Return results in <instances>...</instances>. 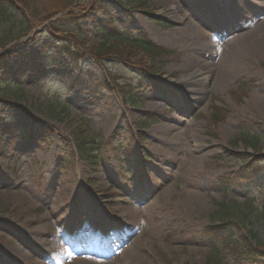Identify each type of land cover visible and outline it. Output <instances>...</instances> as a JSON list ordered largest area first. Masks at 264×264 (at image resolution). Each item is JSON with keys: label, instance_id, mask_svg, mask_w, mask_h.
Masks as SVG:
<instances>
[{"label": "rangeland", "instance_id": "1", "mask_svg": "<svg viewBox=\"0 0 264 264\" xmlns=\"http://www.w3.org/2000/svg\"><path fill=\"white\" fill-rule=\"evenodd\" d=\"M182 1L138 10L130 0H103L91 11L92 0H71L77 17L59 14L61 33L17 7L10 22L26 17L33 29L0 55L40 51L47 60L26 65L13 88L18 110L0 104V264H74L78 256L206 264L213 248L223 264H249L225 245L247 234L264 242V169L240 184V161L221 155L242 153L230 145L242 134L264 154V0ZM107 20L171 54L133 70L77 52L75 32L98 44ZM149 66L161 83L143 90L139 68ZM119 88L138 106L124 103ZM4 91L0 83V99ZM79 134L97 142L94 162L75 150ZM230 201L240 206L237 220L210 223L215 206ZM71 237L83 248L63 240ZM100 243L109 248L90 246Z\"/></svg>", "mask_w": 264, "mask_h": 264}, {"label": "trees", "instance_id": "2", "mask_svg": "<svg viewBox=\"0 0 264 264\" xmlns=\"http://www.w3.org/2000/svg\"><path fill=\"white\" fill-rule=\"evenodd\" d=\"M101 1L103 0H92L91 11H93L94 7L100 6ZM130 1L136 4L139 9H143L148 0ZM17 7L21 8L25 13L28 12L36 24L47 23L49 30L61 33L65 29L61 25L64 21L59 19L52 22L50 20L70 10L73 7V2L71 0H55V2H47L46 5L42 6L30 0H0V49H4L8 44L26 37L31 30L29 29L31 24L30 20H26V17H23L19 23L10 22L14 18ZM25 13L23 15L27 16ZM88 15L93 20V14L89 13ZM76 17L73 13H67L65 15V21ZM97 35L99 36L100 42L95 44L84 37L82 33L75 32L76 48L80 47L86 55L97 61H115L120 65L136 70L135 65L137 62L138 64L145 65L144 67L146 68V62L154 61L171 54L169 51H164L154 46L142 36H131L129 33L123 34L122 32H117L110 20H107L102 27L97 29ZM23 55L19 52H13L1 57L0 71H2V74L0 75V83L5 85V91L3 92L5 96L2 98V102L5 100L8 102H17L20 99L18 92H14L13 88H17L20 85L28 62L33 63L36 59L41 64H45L47 60V56L42 55L41 52H37L34 55L23 53ZM5 58L10 59L9 63L11 65L3 62ZM147 71L149 75L152 74L151 68L147 67ZM148 79L150 78L148 77ZM148 79L146 80L148 81ZM124 95L126 94H122L121 96L124 102H130L132 105H136L132 94ZM73 139L75 149L82 154V158L94 162L96 159L95 152L99 148L97 142L92 138L85 139L80 134L73 136ZM238 143L242 145L244 151L238 153L232 149L227 153V158L229 162L240 161L233 175L237 182L248 185L256 181L258 176L263 172L264 154L259 152L258 140L255 136L242 134L231 145L235 148ZM247 150H250V152ZM252 206L253 204L249 203L246 205V208L251 209ZM260 212H264V210H260ZM238 214H240V206L236 202L230 201L217 204L210 214V223L215 221L225 226L237 220ZM247 235L231 241L230 237H228L225 245L230 250L228 253H230V256L237 255L243 258L249 264H264V242L252 243L254 236ZM224 258L217 248H213L207 257L206 264H223Z\"/></svg>", "mask_w": 264, "mask_h": 264}, {"label": "bare ground", "instance_id": "3", "mask_svg": "<svg viewBox=\"0 0 264 264\" xmlns=\"http://www.w3.org/2000/svg\"><path fill=\"white\" fill-rule=\"evenodd\" d=\"M182 2L186 3V0H183ZM199 38V43L201 45V43L204 41L202 39V36L201 34L198 36ZM190 41H196V39H191ZM199 45V46H200ZM192 75L189 76L187 82H189L193 87H194V84L192 83L193 81H197V80H192L193 78H191ZM196 77V76H195ZM201 86V85H200ZM199 87V86H197ZM192 90H190V93H191ZM199 95H201V91H199L198 93H196V95H194L192 97V99L194 100V103H199L198 100H199ZM18 252H23L22 250H18ZM72 261H74V264H102L101 262H99L97 259H92V258H88L86 256H78V257H74L71 259Z\"/></svg>", "mask_w": 264, "mask_h": 264}]
</instances>
